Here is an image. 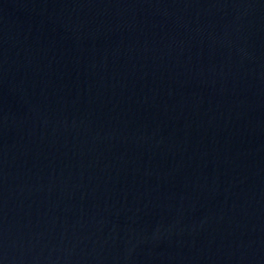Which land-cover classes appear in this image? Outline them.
<instances>
[{
	"label": "water",
	"instance_id": "obj_1",
	"mask_svg": "<svg viewBox=\"0 0 264 264\" xmlns=\"http://www.w3.org/2000/svg\"><path fill=\"white\" fill-rule=\"evenodd\" d=\"M0 264H264V0H0Z\"/></svg>",
	"mask_w": 264,
	"mask_h": 264
}]
</instances>
